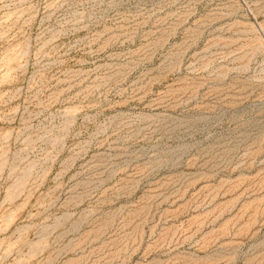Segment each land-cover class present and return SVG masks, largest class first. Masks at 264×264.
I'll return each mask as SVG.
<instances>
[{
    "label": "rangeland",
    "instance_id": "374dc122",
    "mask_svg": "<svg viewBox=\"0 0 264 264\" xmlns=\"http://www.w3.org/2000/svg\"><path fill=\"white\" fill-rule=\"evenodd\" d=\"M0 264H264V0H0Z\"/></svg>",
    "mask_w": 264,
    "mask_h": 264
}]
</instances>
